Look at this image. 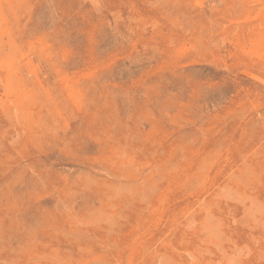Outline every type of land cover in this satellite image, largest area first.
<instances>
[{"label": "rangeland", "instance_id": "obj_1", "mask_svg": "<svg viewBox=\"0 0 264 264\" xmlns=\"http://www.w3.org/2000/svg\"><path fill=\"white\" fill-rule=\"evenodd\" d=\"M0 264H264V0H0Z\"/></svg>", "mask_w": 264, "mask_h": 264}, {"label": "bare ground", "instance_id": "obj_2", "mask_svg": "<svg viewBox=\"0 0 264 264\" xmlns=\"http://www.w3.org/2000/svg\"><path fill=\"white\" fill-rule=\"evenodd\" d=\"M221 191V190H220Z\"/></svg>", "mask_w": 264, "mask_h": 264}]
</instances>
